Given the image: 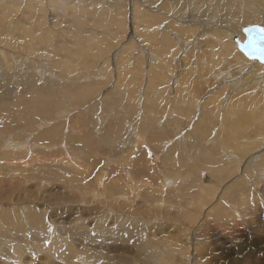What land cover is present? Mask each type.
Instances as JSON below:
<instances>
[{
  "label": "rangeland",
  "instance_id": "374dc122",
  "mask_svg": "<svg viewBox=\"0 0 264 264\" xmlns=\"http://www.w3.org/2000/svg\"><path fill=\"white\" fill-rule=\"evenodd\" d=\"M105 1L0 0V264H82L78 259L90 253L102 257L98 264L110 256L134 264H233L235 257L258 253L264 229L234 202L241 193L251 206L245 210L263 215L264 179H252L254 171L241 164L227 165L222 150H185L192 139L199 143L193 135L206 131L215 138L222 109L218 120L206 117L194 133L201 109L193 119L166 123L182 99L159 105L160 122L143 121L153 109L144 97L152 95L147 80L156 60L138 40L144 28L137 26L138 14L125 7L124 16L117 15ZM212 4L216 0H170L166 13L145 6L144 32L155 31L159 47L177 51V72L180 57L195 63L199 49L182 55L180 27L188 32L205 22L209 31L216 19ZM17 25L25 33L21 44H12L8 30ZM241 30L232 29L240 41ZM238 46L233 57L241 53ZM122 50L128 51L123 67ZM12 64L14 73L8 71ZM162 66L170 83L174 75ZM169 83L165 94L172 99ZM182 108L181 115H194ZM219 160L230 171L223 182L207 173ZM169 178L174 182L165 183ZM216 214L224 225H216Z\"/></svg>",
  "mask_w": 264,
  "mask_h": 264
},
{
  "label": "bare ground",
  "instance_id": "6f19581e",
  "mask_svg": "<svg viewBox=\"0 0 264 264\" xmlns=\"http://www.w3.org/2000/svg\"><path fill=\"white\" fill-rule=\"evenodd\" d=\"M15 1L16 0H12V2H15ZM34 1L35 3L38 2V0H34ZM163 1H165L164 4H162ZM178 1L179 0H172V2H175V4ZM130 2L131 0L130 1L128 0H106L105 4L107 6L111 5L114 11L117 12V15L124 16V13L126 10L125 7L129 9V14L133 12L138 14L137 15V22H138L137 26L140 25L145 28L146 25L140 23L141 17H143L146 12L145 6L149 7L150 5L155 4V8H154L155 10L166 13L168 10V2H170V0H132L131 7L128 8V5L130 4ZM257 2H262L259 7H257V4H256ZM212 5L216 11L211 12L210 15L211 17H216V19L213 21V27L209 31L206 28L205 22L198 23V25H196V28L188 32H184V31H187V29H182L185 27H180L179 35L181 37L177 39L176 45L181 46L180 49H182V55L187 56L191 53L193 54L192 51L193 50L196 51L195 46L197 45L199 46L197 53H195V55H197V61L195 63H191L189 65L185 63L182 57H180L179 62L176 63V65L180 63L182 64L181 66L183 69L180 72H177L176 66L173 63V61L176 60L178 56L177 51H165L161 47H159L156 41L155 31L154 32L151 31L152 35H147L144 32V28L141 30V33L138 36L139 38L138 40L148 45V47L151 50V54L153 58H155L156 60V63L149 71L148 80H147L148 81L147 88L149 86L152 88L151 90L152 95L151 96L149 95L150 98H148V95L144 97L146 104L153 109L147 112V115H145L143 121H146L147 119L151 118V119H155L156 121L160 122L164 115L162 114L163 111L161 112L162 109L159 107V105L161 103H164V101H166V103L171 104V103L177 102L178 99H182L181 101L183 103L179 102V106L174 108L173 110L174 115L166 116L168 117V119L171 120V121L166 120V123L176 122L177 120H183L186 118L187 120L193 119L192 116H195L196 110L199 109L200 111L201 109L202 114H200L199 119L197 117L196 119L197 122L194 126L195 128L192 130V133H194L195 130H199V129L200 131L203 130V128L205 127V119H207L206 117L210 119L213 118V120L217 118L218 120L220 110L222 109L221 125L218 128V132L216 133L215 138L210 139L211 136L207 138L208 136L205 133L206 131L200 134L199 137H196L193 135V137L197 138L196 140H198L199 143L196 144L195 146V141L192 139V141L188 145H186L185 150L187 151V153L189 152V154L191 155H194L195 151H201V150H203L202 152H206V153L207 151L215 150L214 152H210V153L217 155L218 152L222 150L225 156V161L227 162V165L229 164V166L232 167L233 163H235V165L238 167L239 166L238 164H241V166L244 169L249 168L252 171H254L251 174L249 173L252 179L255 176H257L256 178L257 180L258 179L260 180L262 178L264 179V62H262L255 55H250L246 57L247 55L245 54L246 56H242L241 54L242 51L240 50V46L244 45L245 43L244 30L247 29L245 27L246 25H250V26H247L248 28L255 27L259 30L264 31V0H253V2L252 0H216V4L215 5L212 4ZM11 6L14 7L15 5H11ZM258 10H259V14H258ZM220 11L223 12V14H221ZM27 17L30 18L31 15H27ZM156 19L157 17H154L152 23H156ZM175 19L178 22L181 21L180 19H178V17H175ZM147 25H151V24L149 23ZM239 28L242 29L240 31L241 41L235 39L234 36L232 35L233 34L232 29L238 30ZM24 33H25L24 28L21 27L20 25L15 26L12 30H8L9 38L12 39V42L11 41L10 42L12 44H21ZM197 38L198 40H196ZM237 44H239L238 49L241 52L238 58L236 56L235 57L232 56V54L235 52L234 50L235 49L237 50ZM140 53L142 54L144 53V49L142 47H141ZM125 54H126V57H124ZM0 55L3 57V53L0 52ZM127 58H128V51L122 50V54L120 56V61H119V66L123 67L124 65H122L121 63L123 64L127 63L128 61ZM151 61H153V59H151ZM162 64L166 66L167 68L166 70L168 71V73L170 72L169 73L170 75L171 74L174 75V79L172 80L170 79V83L168 82L169 80L167 77L168 75H166L165 73L166 71L164 67L162 66ZM8 71H10L11 73H14L15 64L9 65ZM168 83L172 90L171 92L173 93L172 99L169 98L170 96L169 94H168L169 96L165 94V91L167 90L166 86ZM145 91H147L146 88H145ZM252 92H254L253 96H251ZM184 93L187 96H189V98ZM203 93H207V94L203 95ZM177 96L179 98H176ZM202 98L204 99L202 100ZM184 105H186L187 110H191L193 111V114L194 113L195 114L194 115H181L182 110H183L182 106ZM155 108L156 109L158 108V110H156ZM247 114L250 115V118H248L249 115ZM171 116L173 117L171 118ZM242 117L245 120V122L241 121ZM148 129H151V128H148ZM169 133L167 131L166 134H169ZM190 136H191V132H190ZM181 138L183 139V137ZM202 141H207L208 146L202 145ZM183 142H186V141H183ZM178 143L176 144V146L178 145ZM173 147H171V150H173L172 149ZM183 147L180 149H183ZM8 148H14V145L7 144L6 149ZM187 153L185 155H187ZM229 156L230 158L226 159ZM194 159L195 158H193V160ZM214 160H216V158H214ZM221 160H219L221 162V163L219 162L220 164L214 167L211 166V168L208 169L207 173L210 174V176L213 177V179L216 178L218 181L223 182L225 178L230 177V171L224 170V168H221V166L225 165L226 163L225 161L222 162ZM209 161L211 164L212 163L211 159ZM245 171L248 175V171L247 170ZM172 181L173 179L169 178V179H166L165 183L171 184ZM240 181L238 180L235 182L234 186L232 187L233 190L231 189L232 192L237 187V184H239ZM100 182H99V185L101 184ZM255 183L259 185L261 181L255 180ZM262 188H264L263 184H262ZM236 190L238 189L236 188ZM112 192L114 193V191ZM240 195L241 193L237 195L238 200L237 201L235 200L234 203L239 209L241 208L242 216L246 218L249 216L248 218L251 220V223L254 224L256 229L263 230L264 229L263 227L264 226V214L261 215L259 210H257L258 208L257 209L253 208L251 210H245L244 206L246 204L249 205V208H251V206L247 202H243ZM239 198H240V201H239ZM179 200H182V199H180L179 197ZM97 202L100 203V200ZM185 202L187 203L186 200ZM188 205L189 204L187 203L186 207ZM138 208L139 210H142L141 207H138ZM184 210H186V208ZM143 212L147 214L149 213L148 211H143ZM185 215H186V212H185ZM10 216L11 214L7 215V219H9ZM222 220H223V216H220V214H216V225L218 226L224 225L225 223H222L221 222ZM253 247L252 249H255ZM101 258L102 257L98 254L90 253V254H86L82 259H78V261L82 264H98ZM260 260H262L261 263H260ZM233 262H234L233 264H244L245 262L249 264H264V248H262V250H260L258 253H256L254 250L253 251L251 250L249 251L247 255H245L240 260L235 257L233 259ZM104 264H134V263L128 262L123 258L113 259L112 256H110L105 259Z\"/></svg>",
  "mask_w": 264,
  "mask_h": 264
},
{
  "label": "water",
  "instance_id": "95a60500",
  "mask_svg": "<svg viewBox=\"0 0 264 264\" xmlns=\"http://www.w3.org/2000/svg\"><path fill=\"white\" fill-rule=\"evenodd\" d=\"M245 43L240 50L247 56L255 55L264 62V31L255 27L244 30Z\"/></svg>",
  "mask_w": 264,
  "mask_h": 264
}]
</instances>
